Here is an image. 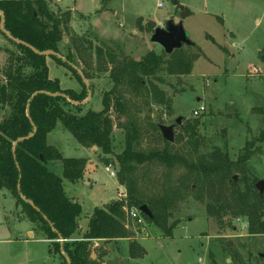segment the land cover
<instances>
[{"label":"rangeland","instance_id":"1","mask_svg":"<svg viewBox=\"0 0 264 264\" xmlns=\"http://www.w3.org/2000/svg\"><path fill=\"white\" fill-rule=\"evenodd\" d=\"M47 1L54 12L69 11L73 17L69 33H65L61 43L63 59L69 55L74 37H84L93 46V78L87 80L91 97L82 104L83 114L88 110L101 111L103 95L114 86L110 80L112 67L96 64V48L114 50L120 56L135 60H141L151 51L161 54L163 49L151 42L154 30L164 27L169 20L178 23L186 12L184 29L195 44V47L183 46L185 54L191 58V72L180 77L165 76L166 83L159 86L171 100V108L152 100L150 110L141 117L149 115L159 127L175 125L174 149L186 155L191 152L194 158L218 148L231 160H237L250 148L248 169L258 182L264 181V141L260 140L264 132V63L260 61L264 50V0ZM161 2L164 7L159 9ZM15 49L0 34V79H3L7 51ZM79 65L82 69L81 62ZM48 67L50 77L58 79L63 88L81 91L82 85L70 68L59 66L50 57ZM201 106L205 111L196 117L194 111ZM111 116L116 123L113 155L82 146L62 122L48 134V143L57 148L63 158L88 159L81 182L73 184L64 178L68 196L82 206L80 230L73 236L75 241L85 240L83 235L96 208L107 207L126 194V188L118 182L116 163V155L123 152L125 135L118 125L116 112ZM181 117L178 125L176 121ZM198 120L193 137L185 127L188 122ZM154 133L155 140L147 138L144 150L164 147L160 130ZM179 136L183 139L176 143ZM105 159L110 165H106ZM106 167L112 171H107ZM48 168L63 178L62 161L49 162ZM155 172V177L162 179L167 170L157 167ZM183 172L184 168L176 171L172 178L175 180ZM235 176L242 177L239 173ZM206 205L207 202H199L191 196L178 202V209L170 218L171 224L176 222L172 236L147 220L141 227L125 216L132 239L142 245L147 255L130 259L128 240L94 241L92 258L97 264H211L210 254L213 253L218 264H264V235L250 237L246 218L234 220V229L220 232L208 216ZM223 245L237 249L242 262H234ZM103 252L107 254L102 256ZM0 264H63L53 242L46 240L33 223L24 218L8 191L0 193Z\"/></svg>","mask_w":264,"mask_h":264},{"label":"trees","instance_id":"2","mask_svg":"<svg viewBox=\"0 0 264 264\" xmlns=\"http://www.w3.org/2000/svg\"><path fill=\"white\" fill-rule=\"evenodd\" d=\"M0 10L4 14L5 30L14 38L40 53H56L49 56L35 53L9 39L0 29V34L16 48L7 51V63L3 79H0V193L8 191L11 194L24 218L33 223L46 240L53 242L63 264H69L67 256L70 264H97L91 251L94 241L116 243L128 240L130 259L144 258L147 252L137 240L132 239L133 234L126 228V202L130 208L148 206L153 218L143 215L144 218L169 236L173 235L176 226V222L170 223V218L178 209V202L186 196L207 202V214L220 232L234 229V220L246 218L250 237L264 235V195L257 190V178L246 164L252 155L250 148L237 160H231L218 148L194 158L191 152L186 155L174 149V142L165 139L162 149H143L147 138L155 140L154 132H158L159 126L149 115L144 119L141 116L150 110L152 100L169 108L172 105L159 85L166 83L165 76L180 77L191 72V58L183 48L171 55L164 49L161 54L151 51L141 60H135L98 47L95 49L96 64L112 67L110 80L114 84L103 95V109L96 112L88 110L83 114L82 104L74 105L64 96L39 94L30 102L28 118L29 101L37 92L64 94L77 103L87 99V86L74 68L81 69V62L86 80L93 78V46L84 37H74L69 55L63 59L61 43L65 33H69L73 17L69 11L54 12L47 0H0ZM1 23L0 17V26ZM49 57L59 66H66L74 72L82 85L81 91L65 89L58 79L50 77ZM260 61L264 63V50ZM113 111L125 135L123 152L116 155V163L118 182L126 188L127 197L125 201L115 200L107 207L96 208L83 235L85 240L75 241L73 236L80 230L82 206L68 196L64 178L73 184L81 182L88 159L63 158L57 148L48 143V134L58 122H62L82 146L87 149L96 147L106 155H113L116 126L111 116ZM30 119L36 126V133L19 143L14 153V143L29 137L34 131ZM199 121L188 122L185 127L193 137ZM182 139L179 136L176 143ZM260 140L264 141V132ZM52 161H62L63 178L48 168ZM105 163L110 165L108 159ZM157 167L167 170L162 179L155 177ZM182 168L184 172L174 180L172 174ZM236 173L242 177L235 179ZM223 249L234 262H242L237 249L224 245ZM106 254L103 252L102 256ZM210 258L211 264H218L213 253Z\"/></svg>","mask_w":264,"mask_h":264},{"label":"water","instance_id":"3","mask_svg":"<svg viewBox=\"0 0 264 264\" xmlns=\"http://www.w3.org/2000/svg\"><path fill=\"white\" fill-rule=\"evenodd\" d=\"M188 16V14L186 12H183V18L178 22V23H175L174 20H169L165 23V26L164 27H158L154 30V34L151 38V42L154 43V44H157L159 45L162 49L165 50V52L168 54V55H171L173 54L175 51L179 50V49H182L183 46H188V47H195V44L190 40L189 36H188V33L185 31L184 29V18ZM0 17L2 19V23H1V26H0V29L1 31L4 33L5 36H7L9 39L11 40H14L15 42H18L26 47H29L33 52L35 53H38L40 55H56L55 52L53 51H45L44 53H40L38 51H36L31 45L29 44H26L16 38H14L11 34L8 33V31L5 30V19H4V14L3 12L0 10ZM79 74L81 75L82 79H83V82L84 84H86L87 86V89H88V98L86 100H84V102H74L72 100H70V98H68L66 95L62 94H52L50 92H37L35 94H33V96L31 97L30 101H29V105H28V108H27V116L28 118H30V105H31V101L36 97L38 96L39 94H48V95H51V96H54V97H66L67 100L69 102H72L74 105H79V104H85L88 102V100L90 99L91 97V90H90V86L89 84L87 83V80L85 78V76L82 74L81 71H79V69L75 68ZM32 121V119H30ZM181 121H182V117L177 119L176 123L178 125L181 124ZM32 124H33V127H34V131L29 134V137H26V138H20L18 139L15 143H14V146H13V151L15 153V150H16V147L19 143L23 142V141H26L28 140L29 138L33 137V135L36 133V126L34 124V122L32 121ZM174 129H175V125H170V126H167V125H164V126H160L159 127V130H160V133H162V136L165 140H167L168 142L170 143H173L175 142V133H174ZM92 149H97L96 147L92 148ZM42 160L43 157H42ZM235 179H237V176H235ZM19 187V190H21V187L20 185H18ZM256 188L257 190L259 191V193L261 195H264V181L263 180H260V182L257 183L256 185ZM30 205H32L33 207L36 208L35 204H33V202L29 201L28 202ZM140 212L145 215L147 218H153V214H152V211L150 210V208L148 206H142L139 208ZM61 242H64L63 239L60 240ZM67 261L68 263L70 264V259L69 257L67 256Z\"/></svg>","mask_w":264,"mask_h":264},{"label":"built area","instance_id":"4","mask_svg":"<svg viewBox=\"0 0 264 264\" xmlns=\"http://www.w3.org/2000/svg\"><path fill=\"white\" fill-rule=\"evenodd\" d=\"M162 7H164V3L161 2L158 4V8L161 9ZM205 111V107L201 106L200 108H198L197 110L194 111V115L200 116V114H202ZM107 168V171H112L111 168ZM112 176L115 177L116 174L114 172H112ZM127 195L123 194L118 200L120 201H125ZM124 210L126 212V216L129 219V221L134 222L137 226H144L146 224V218H144L143 214L140 212L139 208L137 207H132L130 208L128 206V202H126V205L124 207Z\"/></svg>","mask_w":264,"mask_h":264},{"label":"crops","instance_id":"5","mask_svg":"<svg viewBox=\"0 0 264 264\" xmlns=\"http://www.w3.org/2000/svg\"><path fill=\"white\" fill-rule=\"evenodd\" d=\"M159 26V25H158ZM47 65H48V59H47ZM49 68V67H48ZM119 241H122V240H119ZM123 241H126V240H123Z\"/></svg>","mask_w":264,"mask_h":264}]
</instances>
